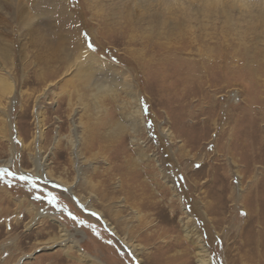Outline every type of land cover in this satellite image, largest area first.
Returning a JSON list of instances; mask_svg holds the SVG:
<instances>
[{
    "label": "rangeland",
    "instance_id": "obj_1",
    "mask_svg": "<svg viewBox=\"0 0 264 264\" xmlns=\"http://www.w3.org/2000/svg\"><path fill=\"white\" fill-rule=\"evenodd\" d=\"M5 1L14 87L0 106V264H171L164 250L197 264L184 223L212 264H264V0ZM85 48L130 86L92 68L108 87L98 112L70 65L88 63ZM79 237L82 260L57 244Z\"/></svg>",
    "mask_w": 264,
    "mask_h": 264
},
{
    "label": "bare ground",
    "instance_id": "obj_2",
    "mask_svg": "<svg viewBox=\"0 0 264 264\" xmlns=\"http://www.w3.org/2000/svg\"><path fill=\"white\" fill-rule=\"evenodd\" d=\"M10 6H9V4L5 1V0H0V12L1 11H3L4 13H6V12H8L10 9ZM21 10L24 12V13H26L25 12V9L22 7L21 8ZM60 10V9H59ZM22 12V13H23ZM27 14V13H26ZM25 20H26V18H25ZM74 31V30H73ZM77 31V30H76ZM74 33V32H73ZM78 34V33H77ZM76 34V35H77ZM77 37V36H76ZM75 38V37H74ZM79 38V37H78ZM79 40V39H78ZM81 41H83V40H81ZM7 42V41H6ZM80 41H73L72 43H73V46L74 47H76L78 44H80V46H81V42L79 43ZM83 43V42H82ZM4 44V43H3ZM6 44V43H5ZM1 45V44H0ZM4 46V45H3ZM6 46V45H5ZM83 46V45H82ZM79 47V46H78ZM68 48V47H67ZM80 50V49H79ZM84 50V49H83ZM57 51H59V50H57ZM56 51V52H57ZM82 51V50H81ZM23 52H24V50H22L21 49V56L20 57H23L24 56V54H23ZM55 52V53H56ZM70 52V51H69ZM78 52H80V51H78ZM67 53V55H69L70 53H68V51L66 52ZM11 56H12V52H11V50L9 49V48H7V46L5 47V48H2V46H0V106H1V98H3V97H7L8 96V94H10L12 91H13V87H14V84H13V81L11 80V78H8V77H10V70H11V68H8L7 67V65L5 64V63H3V62H8L7 60L9 59V58H11ZM88 56H92V53L87 49V48H85V50L84 51H82V55H80V58L82 59V60H84L86 57H88ZM68 57V56H67ZM3 58V59H2ZM71 58H72V56H71ZM75 61H76V59H74ZM73 60V61H74ZM10 62H11V60H10ZM41 63H44V65H43V69L41 70L42 72H40V73H43L44 74V77H45V75H50L51 73H53V72H51L50 74H46L44 71H45V69L46 68H48L49 66H46L45 64H47V62H46V60H44L43 61V58L41 59V61H40ZM80 62H83V61H80ZM104 60H102L101 58L100 59H98V57H95V55L94 56H92L91 58H88V63H78V62H74V63H70V65L73 67V75L75 76V77H77L78 79L77 80H79L80 79V85H84V84H86V86H89V87H91V88H94V92H92L91 93V96H92V98H93V103H94V108H95V110L98 112L99 110H100V104H98L97 102H100V101H102L101 99H102V97L105 95L104 93L105 92H108V87H106L105 85H104V83L101 81V79H100V77H102V76H104V75H97L96 76V71L95 70H93L92 68H94V67H98L99 69L101 68V69H103V72L104 73H109V72H111L112 74H114V73H116V74H121L122 76H123V79L125 80V79H127V74L125 75V73L126 72H123L120 68H117V67H115L114 65H105L104 64ZM60 63V62H59ZM188 69V68H187ZM50 71V70H49ZM98 72V71H97ZM100 72V71H99ZM99 74H102V73H99ZM52 75V74H51ZM112 76V75H111ZM115 76V75H114ZM110 77V76H109ZM38 79H41L40 77H38ZM82 80V81H81ZM112 80V79H111ZM121 80V79H120ZM120 80H118V78L116 79V83H114V84H118V83H120L119 81ZM123 80V81H124ZM128 80V79H127ZM122 81V80H121ZM121 82L120 83V85H123L122 87H129L130 88V86L127 84V81L125 80V82ZM130 84V83H129ZM109 87H110V85H109ZM121 87V86H120ZM89 89V88H88ZM93 90V89H92ZM119 90V89H118ZM117 91V90H116ZM109 92H110V89H109ZM112 92V91H111ZM114 93V92H113ZM112 93V95H115V93L113 94ZM136 95V94H135ZM133 95L131 94V97H132ZM114 97H116V95L114 96ZM80 98V97H79ZM134 101H137L138 100V98L137 97H134L133 96V98H132ZM82 104H83V102H82ZM85 104V103H84ZM83 104V105H84ZM87 106V105H86ZM93 107V106H92ZM86 108V107H85ZM88 108V107H87ZM91 109V108H90ZM103 109V108H102ZM135 112L136 113H138L139 114V119L141 120V122H143L144 120H143V115L141 114V110H140V107H139V105H137L135 108ZM92 112V111H91ZM89 115V114H88ZM135 115V114H134ZM95 117V116H94ZM3 119V118H2ZM3 121V120H2ZM5 121V120H4ZM98 121H100V120H98ZM37 129H39V130H36L34 133H33V138L34 139H36L38 136H41L42 135V124H41V121H40V119H39V117H38V120H37ZM102 123V122H101ZM99 124V123H98ZM128 124H130V129H129V131L128 132H130L131 134H132V142H135V144H136V141L135 140H137V128H139L138 126V124H139V122H138V120H131L130 122H128ZM142 124V123H141ZM104 127V126H103ZM125 125L124 124H121L120 122H118V123H116V125L114 126V128L113 129H110L111 130V133H113L114 135H117V136H119V134H121L120 133V131H122V130H125ZM6 129V128H5ZM96 129H98L97 127H96ZM95 129V127H93V129L90 131V134H92L91 135V137H90V139H89V145H93V143H94V140L96 139V137L97 136H94L95 135V132H97V130ZM2 130V129H1ZM4 130V129H3ZM73 130V129H72ZM109 131V130H108ZM162 132H163V134L165 135V137L168 139V140H172V132L170 131V130H168V129H166V128H163V130H162ZM3 134V133H2ZM90 134L88 135V136H90ZM97 134V133H96ZM3 136H4V134H3ZM29 136V135H28ZM109 136L110 137H108V138H111V137H114L113 135H111L110 134V132H109ZM116 136V137H117ZM0 137H2V136H0ZM11 138V137H10ZM25 138H26V136H24V137H22V136H18V140L19 141H21V142H23L24 140H25ZM67 141H68V143H69V148L71 149V151L72 152H74L75 151V149L77 148V139H75V138H73V137H68L67 139H66ZM106 140L107 139H103L102 141H103V143L105 142L106 143ZM233 143V142H232ZM134 144V145H135ZM61 146V144H60V139L59 138H56L55 139V144H54V146ZM137 146V145H136ZM180 146V148H182L181 147V144L179 145ZM140 147V146H139ZM142 155H144V154H142ZM148 156H150V155H147V158H149ZM151 158H154V157H152V155H151ZM11 157L10 158H8L7 160H6V162L8 163V164H10L11 163ZM35 169L37 170H39V171H41V177L43 178V179H45V173L46 174H48V175H51L50 174V172H46L45 171V168L43 167L44 165L40 162V161H36V164H35ZM159 167V166H158ZM160 169V168H159ZM163 169V168H162ZM162 171V170H161ZM236 174H239L240 175V173H236ZM47 176V175H46ZM240 177V176H239ZM59 180H61V181H63L67 186V190H70L71 189V187H72V183H70V184H67L64 180H62V179H60L59 178ZM165 180V179H164ZM239 180V179H238ZM158 181V180H157ZM91 183V182H90ZM175 185V184H174ZM170 188L171 189H174V187L173 186H170ZM144 189V188H143ZM186 211V210H185ZM42 214V213H41ZM117 214H118V212H117ZM118 217V216H117ZM193 218V217H192ZM205 219V218H204ZM203 219V220H204ZM50 220H54V222L56 221V222H58L59 223V227H60V229L62 230V231H66V226L65 225H63L61 222H59V221H57V219H55L54 217H50ZM201 220V219H200ZM206 220V219H205ZM207 221V220H206ZM201 222H202V220H201ZM122 223V222H121ZM189 224V223H188ZM120 225H122V224H120ZM183 226V233H184V236H185V238H188V239H190L191 237L190 236H192L193 234L194 235H196L195 237H196V244H197V251H196V253H195V256H196V262H197V264H212V261H211V259H210V257H209V254H208V250L206 249V247L203 245V240H202V237H201V235H200V233L198 232V230H196V228L195 229H188L187 228V224H183L182 225ZM203 226H204V228H203ZM201 227V226H200ZM29 228V227H28ZM126 228H127V226H126ZM202 228L205 230V234H206V236L209 238V234L211 233V229L212 230H214L215 231V228H213V225H209V224H207V223H203L202 222ZM130 231V230H129ZM213 231V232H214ZM84 233L85 232H82V236L81 237H83L84 236ZM131 238V237H130ZM252 238V237H251ZM257 238V237H256ZM132 239V238H131ZM210 239V238H209ZM67 240L68 239H65V240H63V241H60V242H58L57 244H62L61 246L64 248V253H66V254H70L69 252V250L71 249V248H74V250H76L80 255H79V258H81L80 260H82V259H84V257H86V254L87 253H85V252H83V251H81V248L79 247V241H80V237L78 238V239H76V240H69V242L70 243H72L71 245H68L67 244ZM254 240V239H253ZM255 240H257V239H255ZM264 243V242H263ZM263 243H262V245H263ZM256 245V241H251L250 242V245ZM50 247V246H49ZM54 247V246H53ZM76 252V253H77ZM166 252V250H164V251H162L161 253H159V255H160V257H161V259H163L164 257L166 258V259H170V261H171V264H184V263H177V262H175L174 260H173V258L174 257H170V256H167V254L165 253ZM178 252H180V251H178ZM88 255V254H87ZM182 256H183V253H180L179 254V258H182ZM164 258V259H165ZM181 260H183V259H181ZM183 262V261H182ZM73 263V262H72ZM72 263H70V264H72Z\"/></svg>",
    "mask_w": 264,
    "mask_h": 264
},
{
    "label": "snow or ice",
    "instance_id": "obj_3",
    "mask_svg": "<svg viewBox=\"0 0 264 264\" xmlns=\"http://www.w3.org/2000/svg\"><path fill=\"white\" fill-rule=\"evenodd\" d=\"M89 47H91V45H89ZM22 179H24V177H22ZM54 199V198H53Z\"/></svg>",
    "mask_w": 264,
    "mask_h": 264
}]
</instances>
